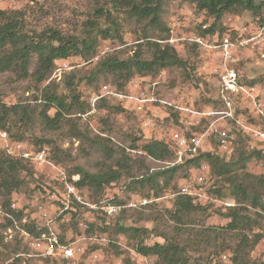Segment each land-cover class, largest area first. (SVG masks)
<instances>
[{"label": "rangeland", "instance_id": "374dc122", "mask_svg": "<svg viewBox=\"0 0 264 264\" xmlns=\"http://www.w3.org/2000/svg\"><path fill=\"white\" fill-rule=\"evenodd\" d=\"M0 8L18 11L22 16L21 20L24 31L28 35L55 29L60 31L64 36L77 38L97 36L96 51L103 47H108L110 50L107 54H116L120 58H128L136 52L142 54L143 57L149 58L152 50L147 44L148 40H157L165 43V40H159V38L167 34L161 28L152 26L150 19H141L133 15L125 6L115 9L110 0H0ZM254 18L252 12L247 10L237 14L228 13L219 23L226 31L238 26L240 27L248 20ZM161 19L164 21L166 27L169 28V34L179 37L201 33L202 25L205 24L203 22L206 21L208 25L213 22L211 16L205 12H199L192 3L182 0H163ZM114 26L118 27L121 37L105 38L101 31L104 29L113 30ZM176 49L180 57L188 60L187 68L174 66L161 70L155 75H136L131 79V81H135V88L144 87L149 85V83L157 81L158 92L162 97H164L165 93H172L177 99L183 96L185 102L193 105L197 110H204L209 107L221 108L216 101L218 85L216 77L213 75L210 81L205 79L200 49L186 42H182ZM33 55V61L30 66L31 72L36 65L37 59L36 54ZM249 55L252 56L250 52ZM91 59L73 56V62L79 64L77 68L65 72L60 79L52 78L51 73L46 82L56 83L59 93L67 95L69 91L65 83L66 76L73 72L79 76L89 75L94 67V63L90 62ZM237 67L245 68L252 74H256L258 83L261 84L264 92L263 66L245 59L239 62ZM130 82H127L123 88H129ZM105 83L118 86L111 74L100 75L90 84L86 79L83 80L79 85L82 98L86 100L90 99L94 90L100 89L101 85ZM43 85H38L32 76L22 77L18 72L14 71L0 72V101L8 105L26 102L30 103L32 108H36V112L32 113L30 119L28 117L22 120L19 119L17 126H11L12 130L9 132L11 134H18L35 146L46 149L50 156L57 155L60 160L54 159L61 162L70 172L80 174L79 168H84L90 172L106 170L114 164L115 158L121 156V150L125 149L126 154L133 159L131 162L132 168L130 171L123 170L122 176L116 182V185L112 186L111 190H107L102 197H96L97 199H102L109 194L115 193L116 190H120L124 184L131 180L168 167L174 161L173 157L160 161L154 160L146 155L133 153L129 149H139V147H142L143 144L152 139H161L172 143L173 134H192L194 131L205 129L210 122L209 119L200 117V123L195 125L192 124V117H194L192 115L181 116L176 110L163 106L160 107L161 113L156 114L152 110L147 108L142 109L128 101L126 102L127 108L125 110L121 108V110L117 107L120 104L119 102L108 101L105 107L101 108L102 115H94L88 118V121L94 123L98 132L90 129L86 120L74 118L78 121L82 130L87 133L88 137H84L83 135L75 134L74 129L67 123L63 124L59 129H50L44 126L39 117L43 106L39 105L40 101L35 100V96L40 94L39 90ZM53 111L51 110V113ZM145 120H149L150 126L148 128L150 129L144 128ZM38 140L41 142L38 143ZM103 144L113 147L117 152H114L110 157V152L103 149ZM213 147L214 149L216 148V146ZM250 149L252 148L249 142L244 137H241L235 154L238 150L250 151ZM259 162V156L255 155L251 157L246 164V171L260 174ZM195 168L197 167L183 164L172 182L167 187H163L160 195L165 196L172 193L174 185L179 187L186 181L195 179L196 175L200 172H204L205 174L207 187L216 180L215 176H212L209 171H203L201 167ZM35 174L36 172L33 170V175L26 177V186L22 187L21 191L18 192L25 194L29 203H32L39 195L40 186L38 185L44 179V176L37 177ZM218 181L219 185H221V180ZM175 191H178V189ZM223 191L225 196L213 195L214 199L209 202L212 203L211 206L206 210L187 217L184 226L191 227L197 231L204 226L225 225L228 223L229 219L225 218L221 213L227 211V207L233 205L235 201L231 199V188L227 184H224ZM131 193L136 195L150 193V195H153L155 192L149 186L144 188L138 186L133 190H125L124 198H127ZM171 205L172 201L165 198L157 203H152L146 209L130 211L126 217V223L129 226L154 227L156 229L155 233L161 235L160 237H156L161 240L163 239L162 233L176 237L177 232L175 227L177 223L165 211ZM88 216L90 222L93 223V231L102 232V225L108 224L107 234L110 238L113 239V237L118 236L114 233L113 229L117 218L110 219L98 212L89 213ZM73 227H76L75 221L62 226L64 231H68ZM5 230V224L0 223V258L7 259L21 250L25 252L31 251L30 247L20 240H5ZM258 231H260L259 228L255 227L253 232ZM153 234L149 240L150 242L155 239V235ZM118 237V240H115L117 245L107 246L100 253L101 258L106 259L105 261H113L118 258L123 264L129 256L135 258L132 253V250H135V242L121 234ZM182 237L186 239L188 234ZM184 242L187 243L186 241ZM224 242L229 246L235 243L232 237L227 234L225 237H219L217 241L213 240L210 244L202 242L195 247L186 245L192 261L199 260L203 263H209L213 259V264L215 262L230 264L229 261L221 258L219 255H213L215 249H221ZM222 254H227L229 257L231 252L227 248L222 251ZM250 254L253 259H264V237L251 250ZM34 260L35 264H60L52 261H41L37 258ZM135 262L153 264L154 259L150 257L148 260L143 259L141 261L135 259Z\"/></svg>", "mask_w": 264, "mask_h": 264}, {"label": "trees", "instance_id": "16d2710c", "mask_svg": "<svg viewBox=\"0 0 264 264\" xmlns=\"http://www.w3.org/2000/svg\"><path fill=\"white\" fill-rule=\"evenodd\" d=\"M110 1L115 9L125 6L133 15L141 19H150L152 26L166 31L167 34L161 36L159 40H166L170 37L169 28L161 19L163 0ZM182 1L192 3L199 12H205L213 18L212 24H209L205 29L202 27L200 34L203 35L214 34L215 32L224 33L225 29L219 22L228 13L237 14L248 10L252 12L254 17H260L264 20V0ZM21 18L22 16L18 11L0 8V72H18L22 77H34L38 85L44 84L39 90L40 94L35 96V100L40 101L39 105L43 106L39 113L41 122L50 129H59L67 123L74 129L75 134L88 137L78 121L74 119L81 118L78 114L84 113L90 108L89 99H83L82 92L79 89L80 83L85 79L90 84L100 75L111 74L115 78L118 87L123 88L136 75H155L168 67L175 66L185 69L188 66V60L179 56L175 46L166 42L148 40L147 44L152 50L149 58L143 57L139 52L128 58H120L116 54L109 53L98 61H90L94 63V67L89 75L79 76L72 71L73 73L68 74L65 79L69 91L65 95L59 93L56 83L46 82L52 73L55 61L57 59H72L73 56L85 59L92 58L97 53V36H86L84 38L64 36L55 29L28 35L24 31ZM203 23H206V21ZM118 31V27L114 26L113 30L104 29L101 32L105 38H120ZM33 54H36L37 59L31 72L30 66L33 61ZM249 82L252 84L258 83V79L252 78ZM107 103L108 100H102L99 103L100 109L105 107ZM117 107L123 110L127 108L122 103ZM102 109L100 115H102ZM51 110H54L53 113H51ZM35 112L36 108H32L30 103L20 102L8 105L0 101V128L11 131V126H17L19 119L22 120L25 117L30 119L32 113ZM236 132L238 136L236 149L241 137H244L251 144L248 136L238 130ZM11 137L15 140H24L15 133H12ZM40 142L38 140V143ZM213 146H216V148L212 147V149L200 151L196 156L188 158L180 164L168 165V167L158 169L124 184L126 191L136 189L138 186L140 188L149 186L151 190H154L155 195L143 193L141 196L153 199L162 197L163 195H160V193L163 191V187H167L172 182L183 164L200 168L202 164L206 163L209 166L210 174L216 178L208 187L209 193L215 196H225L224 184L231 188V199L235 203L227 207V211L221 213L229 219L228 223L225 225L204 226L195 231L191 227L184 226L185 219L194 213L206 210L212 203L196 204L190 196L178 192L181 185L179 187L174 185L172 193L177 194L172 200L170 208H166L165 211L177 223L175 227L177 236L162 233V240L157 238L161 235L155 233L156 229L154 227L129 226L126 223V217L130 211L146 209L152 203L159 201H153L141 208L125 209L117 217L116 224L113 227L115 232H113L118 236L121 234L134 240L135 250L143 256L153 258V264H213V259L209 263H203L199 260L192 261L187 245L195 247L202 242L210 244L213 240L217 241L219 237H225L227 234L232 237L235 243L232 246L227 245L225 242L222 243L221 249H215L213 252L214 256L219 255L223 258L222 251L229 248L231 255L227 256L225 260L229 261L230 264H264V259H253L250 254L251 250L264 237V174H253L246 171V164L251 157L256 155L259 156L260 161L264 160V149L259 148L257 145L250 151L238 150L232 158H226L218 151L216 139H213ZM142 148L145 155L154 160H166L169 157H175L172 143L165 140L152 139L143 144ZM103 149L110 152V157L114 152H117L113 147L106 144H103ZM120 154L121 156L115 158L114 164L106 170L90 172L84 168L78 169L81 172L79 185L89 193L92 200H99L96 197L100 198L107 190H111L112 186H115L116 182L120 180L123 170L130 171L132 168L131 162L133 159L126 154L125 149H122ZM51 157L60 160L57 155ZM33 170L37 171L28 161L0 153V199L4 204H9L13 195L26 186V177L33 175ZM218 180H221V185H219ZM177 189L178 191H175ZM125 200V198L120 199L117 197L115 201L125 202ZM92 224L90 223L91 229ZM108 227V224L102 225V233H107ZM255 227H258L260 231L253 232ZM152 234L155 235V239L150 242ZM185 234H188V237L183 239L182 236ZM118 236H112L114 240L112 239L113 241L108 246L117 245L115 240H118ZM95 249L97 247H91L85 258ZM81 264L86 263L82 262ZM123 264L144 263H137L134 257L129 256ZM214 264L222 263L215 262Z\"/></svg>", "mask_w": 264, "mask_h": 264}, {"label": "built area", "instance_id": "2783aa9c", "mask_svg": "<svg viewBox=\"0 0 264 264\" xmlns=\"http://www.w3.org/2000/svg\"><path fill=\"white\" fill-rule=\"evenodd\" d=\"M208 26L206 23L202 25L204 29ZM165 42L175 47L186 42L200 49L205 79L210 81L213 75L216 77V101L221 108L197 110L193 105L184 103L183 96L177 99L174 94L165 93L162 97L158 92L157 81L137 89L135 81H131L129 88H119L111 83L102 84L98 91L92 93L89 110L78 116L87 121L84 122L90 129L97 131L88 118L101 114L99 103L106 99L125 106L128 101L156 114L161 113V106L167 107L176 110L181 116H194L192 124L195 125L200 123V117L209 119L205 129L192 134L172 135L175 157L169 165L180 164L200 151L212 149L213 139L217 140L218 151L226 158H232L238 140L236 130L250 138L251 148L258 145L264 149L263 88L259 83H250L243 69L237 67L241 54L249 52L257 63L264 64V20L256 17L224 33H194L185 37L170 35ZM109 50L108 47L99 49L91 61L100 60ZM78 66L72 59H57L52 78L60 79L65 72ZM149 126V120H145L144 128L150 129ZM129 151L145 155L142 147ZM0 153L28 161L36 168L37 177L44 176L39 182V195L32 203L27 202L26 195L21 193L14 194L7 205L0 199V223L6 227L5 240H20L31 250L17 251L7 259L0 258V264H35L36 258L60 264H122L118 258L113 261L101 258L100 252L113 240L107 233L91 229L89 213L98 212L113 219L127 208H141L165 198L172 201L177 194L170 193L153 199L131 193L125 202H117V197L124 199L123 186L105 198L92 200L89 193L79 185L80 173L70 172L61 162L52 158L46 149L26 140L13 139L10 132L3 128H0ZM201 169L209 171V166L204 163ZM259 169L264 174V160L259 162ZM178 192L190 196L196 204H206L214 199L208 191L204 172L182 184ZM73 221L76 227L64 231L62 226ZM91 247L97 249L85 258ZM132 253L139 261L149 259L136 250H132ZM223 258L227 259V255L224 254Z\"/></svg>", "mask_w": 264, "mask_h": 264}, {"label": "crops", "instance_id": "0c3cea01", "mask_svg": "<svg viewBox=\"0 0 264 264\" xmlns=\"http://www.w3.org/2000/svg\"><path fill=\"white\" fill-rule=\"evenodd\" d=\"M256 18V17H255ZM241 58H240V62L241 61H243V60H250V61H252L254 64H257V65H260V66H263L264 67V64H260V63H257L256 62V60L254 59V57L253 56H251V55H249V53H242L241 54V56H240ZM243 69V72H244V74L248 77V78H250V79H252V78H256V74H252L251 72H249V71H247L245 68H242ZM264 72V71H263ZM262 72V73H263ZM184 103H186V102H184ZM187 104V103H186ZM195 117H192V120L194 119ZM233 200V199H232Z\"/></svg>", "mask_w": 264, "mask_h": 264}]
</instances>
